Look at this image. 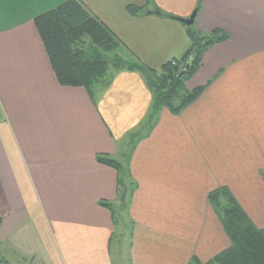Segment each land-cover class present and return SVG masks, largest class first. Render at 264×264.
Instances as JSON below:
<instances>
[{
  "label": "crops",
  "instance_id": "1",
  "mask_svg": "<svg viewBox=\"0 0 264 264\" xmlns=\"http://www.w3.org/2000/svg\"><path fill=\"white\" fill-rule=\"evenodd\" d=\"M66 1L0 0V246L42 264H114L123 254L126 264H206L230 246L208 200L220 187L263 229L264 0H202L193 28L229 38L187 83L205 86L200 96L178 114L162 108L132 151L127 235L99 204L121 202L117 171L96 157L122 162L151 93L124 70L92 98L57 83L33 19ZM197 1L79 0L120 41V56L156 70L189 48L186 26L126 7L188 18Z\"/></svg>",
  "mask_w": 264,
  "mask_h": 264
},
{
  "label": "trees",
  "instance_id": "2",
  "mask_svg": "<svg viewBox=\"0 0 264 264\" xmlns=\"http://www.w3.org/2000/svg\"><path fill=\"white\" fill-rule=\"evenodd\" d=\"M201 2L202 0L197 1V12ZM155 9L157 8L152 10ZM126 10L131 15L150 12L145 7L132 5H128ZM158 12V15L172 19L171 15ZM33 24L60 86L84 88L92 98L98 89L110 84L113 71L124 70L139 73L151 93L149 110L144 120L129 134L122 162L106 154L96 157L97 162L117 171L120 194L126 188L125 204L120 203L118 207H113L106 201L99 204L111 211L115 226L128 232L131 223L124 222L123 213H126L127 198L135 187L128 166L132 151L139 140L150 134L162 108L178 114L200 96L205 86L188 90L184 84L185 77L195 73L202 63L203 53L210 47L227 41L228 34L220 29L201 34L193 28V24L186 26L189 48L182 56L166 62L156 70L136 58L120 56L118 52L123 48L120 41L104 24L90 15L79 0H68L37 15ZM114 51L116 53L110 57L108 54ZM188 62V73L179 79V72ZM208 200L223 225L230 246L206 264H264V228L255 227L228 188L220 187L211 191ZM0 264L12 263L0 252ZM191 264L201 263L194 258Z\"/></svg>",
  "mask_w": 264,
  "mask_h": 264
},
{
  "label": "rangeland",
  "instance_id": "3",
  "mask_svg": "<svg viewBox=\"0 0 264 264\" xmlns=\"http://www.w3.org/2000/svg\"><path fill=\"white\" fill-rule=\"evenodd\" d=\"M213 47V46H212ZM211 48V47H210ZM209 48V49H210ZM208 50V49H207ZM206 50V51H207ZM205 51V52H206ZM205 52L203 53V55L205 54ZM116 52L114 51V52H110L108 55L111 57V56H114V54H115ZM203 60V59H202ZM201 66V65H200ZM199 66V67H200ZM199 69V68H198ZM197 69V70H198ZM194 74V73H193ZM192 74V75H193ZM192 75L191 76H186L185 77V80H184V84H185V87L187 88V83L189 82V80L191 79V77H192ZM188 90H191L192 88H187ZM116 160L118 161V158H116ZM121 195V194H120ZM123 220H124V222H126L127 220H126V216H125V213H123ZM121 232H122V234L123 235H127V231H125V230H121ZM32 236V238H30V240H32L31 242V244H29L28 245V249L29 250H27V251H29V253H32V251L33 250H35V251H37L38 252V249L35 247V245H38V242L36 241V239H34L33 237H35L36 235L33 233V235H31ZM118 236H116L115 238H117ZM30 247H32V248H30ZM121 247V245L119 244V248ZM117 248H118V243L117 242H115V244H114V246H113V257H116L117 256ZM40 250L43 252V250H42V248H40ZM0 251H1V253H2V256L7 260V261H9L10 263H12V264H42V260L40 259V257H38L37 255H35V256H33V257H23V256H20V255H17L16 254V252H13V251H10V250H6V249H4L2 246H0ZM124 251H126V250H124ZM124 251H123V253H124ZM11 252H13V253H11ZM119 257V256H118ZM118 257H117V262H115L114 261V264H118V263H120L121 261V264L123 263V264H126L127 263V261H126V259H127V255L126 254H123V256H122V258H120L119 257V259H118Z\"/></svg>",
  "mask_w": 264,
  "mask_h": 264
},
{
  "label": "water",
  "instance_id": "4",
  "mask_svg": "<svg viewBox=\"0 0 264 264\" xmlns=\"http://www.w3.org/2000/svg\"><path fill=\"white\" fill-rule=\"evenodd\" d=\"M158 13L159 12H158L157 9L148 12V14H158ZM196 14H197V11L193 10V12L191 13V15L188 18H178V17H173L172 16V19L177 21V22H180V23L184 24L185 26H191L194 23V19L196 17ZM189 65H190V63L188 62L185 65V67L179 72V74H178V78L179 79H182L188 73ZM125 197H126V188L122 191V193L120 195V202L122 204L125 203Z\"/></svg>",
  "mask_w": 264,
  "mask_h": 264
}]
</instances>
